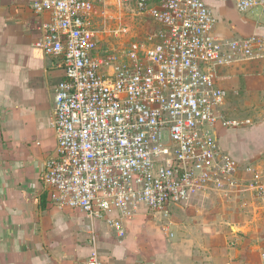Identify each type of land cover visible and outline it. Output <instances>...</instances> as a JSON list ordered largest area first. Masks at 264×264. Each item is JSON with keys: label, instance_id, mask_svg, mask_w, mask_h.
Segmentation results:
<instances>
[{"label": "built area", "instance_id": "obj_1", "mask_svg": "<svg viewBox=\"0 0 264 264\" xmlns=\"http://www.w3.org/2000/svg\"><path fill=\"white\" fill-rule=\"evenodd\" d=\"M23 1L36 21L34 46L63 71L51 117L56 146L39 181L49 205L88 220L80 264H112L97 221L123 237L136 217L167 218L199 191L264 188L260 170L220 144L221 130L238 125L224 114L221 82L233 71L263 72L264 32L223 31L208 5L264 14V0H111L119 11L107 30L108 0Z\"/></svg>", "mask_w": 264, "mask_h": 264}, {"label": "crops", "instance_id": "obj_2", "mask_svg": "<svg viewBox=\"0 0 264 264\" xmlns=\"http://www.w3.org/2000/svg\"><path fill=\"white\" fill-rule=\"evenodd\" d=\"M35 28L26 2L0 0V264H80L90 249L87 218L41 205L39 175L56 146L51 117L63 71L35 48ZM196 210L176 205L167 218L138 216L123 237L100 221L93 231L112 264H241L242 249Z\"/></svg>", "mask_w": 264, "mask_h": 264}, {"label": "rangeland", "instance_id": "obj_3", "mask_svg": "<svg viewBox=\"0 0 264 264\" xmlns=\"http://www.w3.org/2000/svg\"><path fill=\"white\" fill-rule=\"evenodd\" d=\"M108 1L106 30L117 22L110 19L112 11H119L111 0ZM208 3L223 31L235 36L264 32L261 11L238 13L229 4ZM103 20L94 19V26L103 28ZM221 86L229 89L224 114L238 122L236 127L222 131L221 145L241 164L260 170L264 177V70L262 73L252 69L230 72ZM186 204L199 209L194 214L198 220L209 219L210 223L222 227L219 235L230 237V244L242 249L241 264H264V188L250 191L239 186L231 193L199 191L182 205ZM68 222L74 225L72 219ZM235 225L244 228H235ZM235 232L237 237H233Z\"/></svg>", "mask_w": 264, "mask_h": 264}, {"label": "trees", "instance_id": "obj_4", "mask_svg": "<svg viewBox=\"0 0 264 264\" xmlns=\"http://www.w3.org/2000/svg\"><path fill=\"white\" fill-rule=\"evenodd\" d=\"M44 203H45V199H44V197H42L41 198V205H44Z\"/></svg>", "mask_w": 264, "mask_h": 264}]
</instances>
